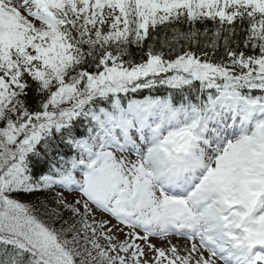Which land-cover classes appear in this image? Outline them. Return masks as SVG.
I'll use <instances>...</instances> for the list:
<instances>
[{"label":"snow or ice","instance_id":"1","mask_svg":"<svg viewBox=\"0 0 264 264\" xmlns=\"http://www.w3.org/2000/svg\"><path fill=\"white\" fill-rule=\"evenodd\" d=\"M0 264H264V0H0Z\"/></svg>","mask_w":264,"mask_h":264}]
</instances>
